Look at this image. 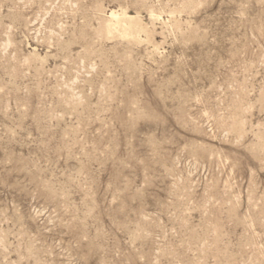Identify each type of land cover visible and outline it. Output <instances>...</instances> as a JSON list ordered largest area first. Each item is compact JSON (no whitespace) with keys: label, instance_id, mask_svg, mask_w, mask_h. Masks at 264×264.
I'll use <instances>...</instances> for the list:
<instances>
[{"label":"rangeland","instance_id":"obj_1","mask_svg":"<svg viewBox=\"0 0 264 264\" xmlns=\"http://www.w3.org/2000/svg\"><path fill=\"white\" fill-rule=\"evenodd\" d=\"M0 264H264V0H0Z\"/></svg>","mask_w":264,"mask_h":264},{"label":"bare ground","instance_id":"obj_2","mask_svg":"<svg viewBox=\"0 0 264 264\" xmlns=\"http://www.w3.org/2000/svg\"><path fill=\"white\" fill-rule=\"evenodd\" d=\"M114 13V12H113ZM112 15V14H111ZM113 17V16H112ZM117 17V16H116ZM118 18V17H117ZM128 19V18H127ZM113 20V19H112ZM110 25V24H109Z\"/></svg>","mask_w":264,"mask_h":264}]
</instances>
